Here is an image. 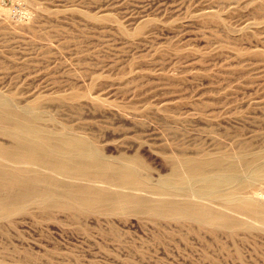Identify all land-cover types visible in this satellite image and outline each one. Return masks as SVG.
I'll return each mask as SVG.
<instances>
[{"label": "rangeland", "instance_id": "374dc122", "mask_svg": "<svg viewBox=\"0 0 264 264\" xmlns=\"http://www.w3.org/2000/svg\"><path fill=\"white\" fill-rule=\"evenodd\" d=\"M0 8L4 95L36 102L34 112L68 122L109 157H137L154 184L177 156L244 148L251 189L264 200V157H253L264 153V0H0ZM22 260L264 264V232L214 236L147 216L34 210L0 227V262Z\"/></svg>", "mask_w": 264, "mask_h": 264}, {"label": "bare ground", "instance_id": "6f19581e", "mask_svg": "<svg viewBox=\"0 0 264 264\" xmlns=\"http://www.w3.org/2000/svg\"><path fill=\"white\" fill-rule=\"evenodd\" d=\"M207 18L214 20L217 14ZM20 102L0 91V227L14 214L38 210L73 219L147 216L214 236L264 232V200L258 199L260 190L251 189L254 167L246 161L244 148L217 157L177 156L170 174L154 184L137 157H109L68 122L58 127L42 107L34 112L36 102ZM237 161L241 167L234 165ZM262 167L264 171V163Z\"/></svg>", "mask_w": 264, "mask_h": 264}]
</instances>
